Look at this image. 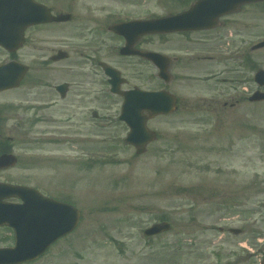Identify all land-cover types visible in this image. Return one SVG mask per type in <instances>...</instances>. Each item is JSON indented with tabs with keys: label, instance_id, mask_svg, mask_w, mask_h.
<instances>
[{
	"label": "rangeland",
	"instance_id": "rangeland-1",
	"mask_svg": "<svg viewBox=\"0 0 264 264\" xmlns=\"http://www.w3.org/2000/svg\"><path fill=\"white\" fill-rule=\"evenodd\" d=\"M45 1L57 11L69 9L73 0ZM94 1L101 0H87L95 9L98 3ZM102 4L114 14L151 10L162 15L168 9L167 0H102ZM140 4H146L145 8L136 10ZM244 11L235 16L251 23L253 45L264 38V7L253 4ZM71 26L44 28L43 76L48 85L70 77L66 70L74 54L53 64L48 59L59 48L70 52L64 45L70 43ZM204 38L205 50L213 48L215 41L229 49L226 42L232 46L235 39L230 30L222 33L221 29ZM26 52L29 49H23L21 56ZM3 56L0 50V58ZM251 56L252 71L247 74L253 76L257 68L264 69V47ZM109 60L126 67L116 55ZM128 68L123 74L131 84H147L133 78L134 72H143V66L128 64ZM222 68V62L206 60L188 66L204 79L207 73ZM100 84L92 89L107 96L97 94L92 106L102 108L100 115L107 116V128L100 130L95 126L98 121L92 119L87 138L93 143L86 145L76 141L84 135L68 144L44 138L51 128L37 121L43 97L36 94V88L25 84L0 94V103H13L5 129L17 157L16 165L0 172V180L31 185L50 196H70L81 212L74 232L54 243L39 260L25 264H264V102L237 96L234 107L222 108L224 101H234L225 84L220 83L215 91L211 81L178 87L175 92L181 103L191 101L190 110L151 120L148 125L157 139L145 152L136 154L124 143L127 127L111 122L120 112V98L107 87L102 90ZM251 87L254 90L255 84ZM242 91L237 88L238 94L243 95ZM212 99H219L216 109L207 106ZM47 114L61 115L57 108ZM15 122L25 127L18 128ZM68 134L73 135L74 130ZM161 220L171 223L168 231L151 237L143 234ZM231 228L240 232L234 234ZM9 229L0 228V246L11 245Z\"/></svg>",
	"mask_w": 264,
	"mask_h": 264
},
{
	"label": "flooded vegetation",
	"instance_id": "flooded-vegetation-1",
	"mask_svg": "<svg viewBox=\"0 0 264 264\" xmlns=\"http://www.w3.org/2000/svg\"><path fill=\"white\" fill-rule=\"evenodd\" d=\"M36 1L46 4L45 0ZM196 1L197 0H167L168 9H166L163 15L172 16L182 13L189 10ZM94 2L98 3L99 1ZM248 5L253 4L242 5L235 11L219 16L216 20V26L210 29H177L175 31L158 33L156 30L148 27L135 29L133 27L120 25V31L116 33L113 28L116 24L130 22L133 16H144L143 18L145 19L155 18L157 17L156 13L147 10L145 13L133 14L122 10L115 12V14H119L116 17L113 12H110L107 7L102 4V0L101 3L96 5L95 9L87 0H73L69 4V9H60L57 11L47 4L53 16L59 17L61 15H69V17L61 21L53 20L25 26L22 29L23 37L21 44L15 50H8L0 46V50L4 53L3 58H0V66L6 65L5 71L7 73L5 76L7 78H13L14 75H21L16 88L0 90V94L21 88L25 84H27L29 88H36L38 92H36V94L43 97V99L40 100L41 106L38 108L36 115L37 121L41 123L45 122L49 124V128H51L45 133V135L49 137L44 138L50 139V141L56 143L61 141L64 144L70 142L74 143L76 137L80 135L84 136L81 140L76 139V141L83 145L92 144V140L87 138V131L89 130L88 124L92 122V119L98 121L95 126L99 127L100 130L107 128L105 122L107 116L103 117L100 115V110L102 108L92 106L93 102L98 97L97 94H100V97L107 96L103 91H95L92 89L93 85L97 82H101L102 84L100 85L102 90L107 87L109 91L110 88L104 65H109L118 70L120 77L123 79L120 85L122 90H131L134 88L146 91L165 90L168 94L174 96L175 102L172 113L180 109L189 111L191 108V101L185 102L184 104L181 103L180 96L175 92L176 88L190 87L210 81L213 83L214 91L216 89L218 90L220 83L225 84L230 93L229 99L234 98V101L229 103L224 101L222 108L234 107L238 103L237 96L244 98L248 95V100V97L258 89L256 87L254 90L252 89L251 84L253 83V76L247 74H251L252 71L251 54L254 51V46L251 44L249 35L251 23L248 20L238 19L235 16L237 14H244V10ZM255 5L264 7V2L255 3ZM145 6L146 4H140L134 8L138 10V8H145ZM122 9L124 8L122 7ZM114 16L115 19L113 18ZM64 24H72L70 43L64 45L70 47V52L64 50V48L56 49L55 53H53L48 60L53 64L67 60L69 54H74L70 69L66 70L70 77L67 80L48 85L45 83L43 76L44 72H46L44 66L46 59H44L43 53L45 42L44 28L51 27L56 29ZM5 28L6 36L10 37L13 26L7 23ZM220 29L222 33H226L230 30V35H233L235 38L232 41L234 44L230 46V42H226L227 45H229L228 49V47L224 46L225 43L215 41L213 43V48L205 50L204 35ZM219 36H221V33ZM213 38L215 40L218 37L214 35ZM112 39L115 40L116 43L112 42ZM25 48L29 49V52L22 53L21 56L20 52ZM126 48H129V50H126L129 51L128 53L123 52ZM34 50H36V52H34ZM60 51L66 53L67 56L54 59L56 54ZM152 53H159L164 56V60L166 61L165 77L160 76L157 61L154 58H150ZM148 54L149 57L147 56ZM111 55L118 56L121 64L126 67L113 64V62L109 60V56ZM200 60L212 61L215 63L222 62L223 68L207 73L205 79L203 77H197L196 74L192 72L193 70L189 71L188 66L192 61ZM35 62H37V66H34ZM226 62L231 65L230 68H228ZM128 64L133 65V67L143 66V72H140V70L136 73L134 72L133 78L136 80H144L147 82L146 85L131 84L130 79L123 74V70L129 69ZM248 86L250 87L248 88ZM237 88L245 90L242 91L243 95L237 93ZM261 90H264V88H261ZM68 96L71 97L70 101L68 100ZM114 96L119 97L122 104L123 98L116 94ZM218 103L219 99H212L211 103L207 106L216 109ZM203 104L205 103L203 102ZM12 105L13 103H0V154L11 152L13 147L11 137L6 135L7 130L5 129L8 121L11 119L10 112H12ZM54 108L59 109L61 113L59 117L47 114ZM27 109L28 106L25 105L24 113ZM26 119L27 115L24 114L23 121L26 122ZM151 120L148 121L147 125ZM111 122H119L120 125H124V123L117 121L116 118L111 119ZM14 125L19 128L21 125H24V123L15 122ZM70 129L74 130L73 135L68 134ZM2 130H4L3 133ZM102 142L106 141L102 140ZM9 168L11 167L2 168L0 172ZM40 192L48 197L56 198V196H50L42 190H40ZM8 201L18 200L10 198Z\"/></svg>",
	"mask_w": 264,
	"mask_h": 264
},
{
	"label": "water",
	"instance_id": "water-1",
	"mask_svg": "<svg viewBox=\"0 0 264 264\" xmlns=\"http://www.w3.org/2000/svg\"><path fill=\"white\" fill-rule=\"evenodd\" d=\"M264 0H200L192 8L174 17H162L155 20L131 22L126 26L141 28L153 26L157 32H168L177 29H207L216 25L217 18L225 13L237 10L241 4ZM69 15L54 17L47 7L34 0H0V44L8 50H15L22 41V29L33 23L47 21H61ZM20 22V23H17ZM14 26L11 31L12 38L6 36V24ZM116 31V27H113ZM154 29V28H153ZM264 41L253 48L263 47ZM129 48L123 50L128 53ZM144 54V53H141ZM59 52L54 59L65 57ZM149 57V55H147ZM150 58L157 61L160 76L165 77L166 61L160 54H152ZM5 66L0 67V89L18 85L21 75L17 74L12 81H6ZM105 72L111 79V91L124 97L120 120L129 127L125 141L136 148V153L141 154L149 142L156 136L155 132L148 129L146 121L159 114L170 113L174 109V97L166 91L148 92L134 89L120 91L123 79L111 67H105ZM254 80L264 86V70L259 69ZM2 83V84H1ZM250 101L264 100V92L256 91L249 97ZM12 155L0 157V168L14 164ZM29 187L0 183V225H9L15 229L16 242L12 248H0V264H19L37 258L56 239L69 233L78 223L79 211L67 204L54 202ZM17 196L22 199V204L2 203L5 196ZM170 223L163 221L154 223L147 228L145 235H155L169 230ZM237 234L239 229H231Z\"/></svg>",
	"mask_w": 264,
	"mask_h": 264
}]
</instances>
